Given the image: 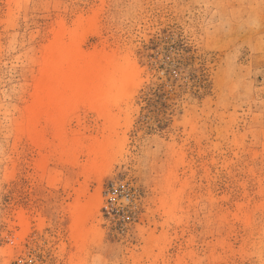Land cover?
<instances>
[{
    "label": "rangeland",
    "instance_id": "374dc122",
    "mask_svg": "<svg viewBox=\"0 0 264 264\" xmlns=\"http://www.w3.org/2000/svg\"><path fill=\"white\" fill-rule=\"evenodd\" d=\"M56 32L133 77L32 126ZM0 264H264V0H0Z\"/></svg>",
    "mask_w": 264,
    "mask_h": 264
},
{
    "label": "bare ground",
    "instance_id": "6f19581e",
    "mask_svg": "<svg viewBox=\"0 0 264 264\" xmlns=\"http://www.w3.org/2000/svg\"><path fill=\"white\" fill-rule=\"evenodd\" d=\"M132 77V71L121 68L112 59L81 54L75 43L64 42L59 35L51 40L43 60L31 124L34 126L43 113L60 111L72 104H88L105 112Z\"/></svg>",
    "mask_w": 264,
    "mask_h": 264
}]
</instances>
